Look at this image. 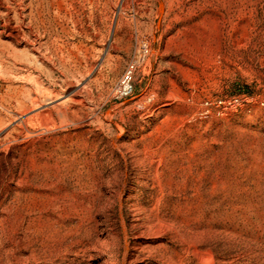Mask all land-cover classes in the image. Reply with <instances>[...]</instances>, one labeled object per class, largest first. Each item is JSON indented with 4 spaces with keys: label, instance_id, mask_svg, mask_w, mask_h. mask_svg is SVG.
<instances>
[{
    "label": "rangeland",
    "instance_id": "rangeland-1",
    "mask_svg": "<svg viewBox=\"0 0 264 264\" xmlns=\"http://www.w3.org/2000/svg\"><path fill=\"white\" fill-rule=\"evenodd\" d=\"M37 12L79 102L17 129ZM1 54L0 264H264V0H0Z\"/></svg>",
    "mask_w": 264,
    "mask_h": 264
},
{
    "label": "bare ground",
    "instance_id": "bare-ground-1",
    "mask_svg": "<svg viewBox=\"0 0 264 264\" xmlns=\"http://www.w3.org/2000/svg\"><path fill=\"white\" fill-rule=\"evenodd\" d=\"M43 3H44V1H43ZM34 5H33V7H34ZM29 6H30V4H29ZM37 6H39V3H38ZM39 7H41V6H39ZM31 23H32V25H36V27L38 28V34L35 35L36 33L34 32L35 33L34 34L35 35V38L34 39H31L29 37V34H27V33H24L23 34V36L26 39V43H27V53H25V55H23V54H21L19 52H14L13 51V53H10V54L8 53V55H6L7 56L6 57L7 59H9L10 61H13V64L12 65L14 67L17 66V65H23L24 68L25 67L26 68H30V69L32 68V69L35 70L34 72H38L39 73V75L37 74V76L35 75L34 77H31V78L27 79V80L30 81V86H31L30 88H26L22 92H19L17 94L11 95V96H8V97L4 98V100H3V105H7L8 107L10 106V108H13V110L11 109L12 111H10L11 112L10 115L12 116V119L14 120V122H15L14 124H16V128L17 129L18 128L28 129L29 126H32V124H34L35 121H38V120H40L42 118H53L56 114L57 115L65 114V110H63V106H65L67 102H70V103H78L79 102V100H77L75 98L76 96L79 95L78 91H71V94H73V95L71 96V94H70L71 97H68L67 101L65 100L64 102L60 103L59 105L57 104L54 107L53 106L50 107V108L46 107L48 104H53L55 102V100H57V98H58L59 95L58 94H54L52 92H49L47 89L44 88V85H42L43 82H41L42 80L40 81L41 75L47 74L49 77H53V71L50 68L46 70V69H44V67L43 68L42 67H39L38 66V63L41 62V63H43V65L44 64L46 65V63L52 64L55 55L58 54V52L61 50V47L58 48L55 45L54 42H48L49 40L47 42H45L44 39H45V34L47 33L46 32V27H47L46 26V23L47 22L44 20L42 14L40 12H37V13L33 14V18H32V22ZM28 28L31 29L30 26ZM41 29H45V32H44V35L43 36L40 35V33H39V31H41ZM141 49L144 52L145 51L144 50L145 49V45L142 44L141 47H140V50ZM30 52L33 53L32 56L29 54ZM0 57H2V58L4 57L5 58V55L4 54H1ZM137 58H138L137 59V62H138L139 56ZM20 69H22V67ZM7 70H9V69H7ZM63 74H65V72H63ZM23 76L20 77V79L26 80V77H23ZM64 82H66V81H64ZM25 87H27V86H25ZM3 107L5 108L6 106H3ZM6 113L8 114V112H6ZM4 124H6V123H4L2 121V118H0V128H1L0 131H2L5 128V127H3ZM7 127H9V126H7ZM8 138H10V137H8Z\"/></svg>",
    "mask_w": 264,
    "mask_h": 264
},
{
    "label": "built area",
    "instance_id": "built-area-1",
    "mask_svg": "<svg viewBox=\"0 0 264 264\" xmlns=\"http://www.w3.org/2000/svg\"><path fill=\"white\" fill-rule=\"evenodd\" d=\"M137 59H136V62H137ZM134 67H135V65H131L125 71V74H124V76H123V78L120 81L119 86H118L119 94L127 95L130 93V91L132 89L131 82H132V78H133Z\"/></svg>",
    "mask_w": 264,
    "mask_h": 264
}]
</instances>
